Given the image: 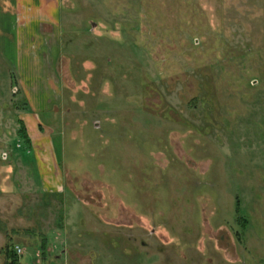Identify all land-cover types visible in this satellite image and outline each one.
<instances>
[{"label":"rangeland","instance_id":"obj_1","mask_svg":"<svg viewBox=\"0 0 264 264\" xmlns=\"http://www.w3.org/2000/svg\"><path fill=\"white\" fill-rule=\"evenodd\" d=\"M62 28L45 151L47 89L0 58V264H258L264 0H62Z\"/></svg>","mask_w":264,"mask_h":264},{"label":"crops","instance_id":"obj_2","mask_svg":"<svg viewBox=\"0 0 264 264\" xmlns=\"http://www.w3.org/2000/svg\"><path fill=\"white\" fill-rule=\"evenodd\" d=\"M63 35L62 0H0V58L19 75L20 82L29 83L25 88L47 89L36 94L25 92L27 107L21 112V121L36 152L48 147L40 114L48 112L46 106L55 100L51 89L62 94L58 65L64 57ZM234 247L233 253L216 247V254L204 262L257 264L241 257L236 243ZM258 264H264V253Z\"/></svg>","mask_w":264,"mask_h":264},{"label":"trees","instance_id":"obj_3","mask_svg":"<svg viewBox=\"0 0 264 264\" xmlns=\"http://www.w3.org/2000/svg\"><path fill=\"white\" fill-rule=\"evenodd\" d=\"M20 124H21V133H22L21 135L24 138L25 142L28 144V146H30L31 139L28 135L26 126L23 121H21ZM6 253H7V260L10 262V264H17L19 262L18 257L15 255L14 252H12V250H7Z\"/></svg>","mask_w":264,"mask_h":264}]
</instances>
